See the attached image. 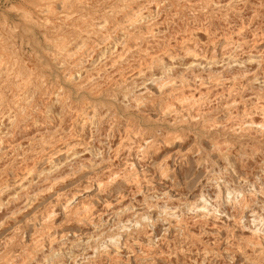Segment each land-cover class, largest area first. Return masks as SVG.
I'll use <instances>...</instances> for the list:
<instances>
[{
	"label": "rangeland",
	"instance_id": "1",
	"mask_svg": "<svg viewBox=\"0 0 264 264\" xmlns=\"http://www.w3.org/2000/svg\"><path fill=\"white\" fill-rule=\"evenodd\" d=\"M0 264H264V0H0Z\"/></svg>",
	"mask_w": 264,
	"mask_h": 264
},
{
	"label": "bare ground",
	"instance_id": "2",
	"mask_svg": "<svg viewBox=\"0 0 264 264\" xmlns=\"http://www.w3.org/2000/svg\"><path fill=\"white\" fill-rule=\"evenodd\" d=\"M231 47V46H230ZM239 50V49H238ZM163 84V83H162ZM257 100V99H256ZM257 103H258V101H257ZM262 108V107H261ZM168 140V139H167ZM91 211V210H90Z\"/></svg>",
	"mask_w": 264,
	"mask_h": 264
}]
</instances>
